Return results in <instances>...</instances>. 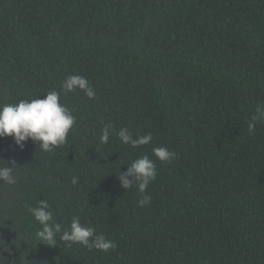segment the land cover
I'll return each mask as SVG.
<instances>
[{
	"label": "trees",
	"instance_id": "obj_1",
	"mask_svg": "<svg viewBox=\"0 0 264 264\" xmlns=\"http://www.w3.org/2000/svg\"><path fill=\"white\" fill-rule=\"evenodd\" d=\"M69 75L95 99L63 91ZM53 89L75 117L64 144L0 138L17 168L0 183L6 264H264V123L248 131L264 104V0H0V105ZM121 128L152 141L125 145ZM158 146L177 158L160 162ZM143 155L155 180L122 188ZM41 200L115 248L37 241L28 208Z\"/></svg>",
	"mask_w": 264,
	"mask_h": 264
},
{
	"label": "clouds",
	"instance_id": "obj_2",
	"mask_svg": "<svg viewBox=\"0 0 264 264\" xmlns=\"http://www.w3.org/2000/svg\"><path fill=\"white\" fill-rule=\"evenodd\" d=\"M62 90L72 92L80 89L89 99H95L96 93L89 81L81 75L67 76L62 85ZM75 123L72 112L60 103V94L56 90H49L42 98L21 99L17 103H5L0 105V138L11 136L14 143L23 147V143L32 140L45 152L54 149L66 142L69 130ZM257 123H264V104L258 105L255 114L248 122V131L252 133ZM111 134V125H105L100 135V142L107 144ZM119 140L135 148L149 144L152 141L151 134L133 138L127 128H121L117 133ZM152 154L160 162H171L177 158V153L165 146L152 149ZM11 164V166H9ZM15 161L0 159V183L14 185L17 181ZM156 178V165L148 155H143L132 161L127 170L120 172L119 181L122 188L127 189L138 185V190L144 193L149 183ZM72 183H77L73 177ZM151 197L143 196L138 201L139 205H145ZM46 200L38 202L37 206L28 208V212L41 226L35 232V239L48 246L56 245V238L69 245L80 244L89 249L95 248L107 252L115 248V243L107 239L103 234H95L92 227L83 225L79 216L72 218L67 229L62 228L60 223L53 219V213ZM8 245L0 239V251H8ZM0 264H6V258L0 255Z\"/></svg>",
	"mask_w": 264,
	"mask_h": 264
}]
</instances>
